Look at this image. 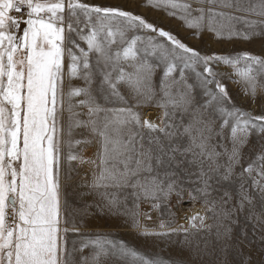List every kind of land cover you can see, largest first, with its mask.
I'll return each mask as SVG.
<instances>
[{
	"label": "snow or ice",
	"instance_id": "1",
	"mask_svg": "<svg viewBox=\"0 0 264 264\" xmlns=\"http://www.w3.org/2000/svg\"><path fill=\"white\" fill-rule=\"evenodd\" d=\"M148 3L196 29L194 37L205 27L216 38L224 37L225 25L214 27L217 17L244 19L217 9L264 17V0H249L248 6H241L240 0ZM244 22L249 32L229 28L227 38L264 36V27L257 30L264 20ZM140 31L155 36L145 43L135 34ZM152 57L158 63L150 62ZM161 66L157 92L152 78ZM226 68L255 97L257 77L264 75V54L202 53L172 31L120 7L85 0H0V264H76L74 253L90 245L92 255L81 256L79 264H109L129 255L138 264H163L106 236L88 238L79 248L73 241L69 248L68 232H79L65 211L72 161L98 169L93 188L132 190L133 207H125L124 214L142 235L188 231L183 225L171 227L174 219L168 224L161 220L159 231L140 222L141 215L151 219L139 210L142 200L155 201L152 207L157 210L163 205L173 216V193L178 203L185 193L193 201L203 198L220 218L224 234L230 233L224 222L236 223L232 216L252 202L245 174L264 199V151L244 167L249 137L255 133L264 141V108L253 114L235 105L224 83L233 79L222 70ZM187 73H194L193 83ZM121 83L129 88L127 98L117 87ZM196 89L207 97L198 106ZM152 104L160 112L154 119H143L139 109ZM185 115L190 116L187 124ZM76 129L84 130L82 139H74ZM143 129L150 133L147 141ZM185 136L188 143L181 149L175 141ZM213 138L218 142L212 143ZM79 145L94 146V159L85 161L74 152ZM237 167L241 183L232 204L233 193L224 183H233ZM212 192L221 194L209 199ZM121 203L113 193L104 207L118 212ZM197 220L200 227L206 226L205 217L197 213L189 218V228H196Z\"/></svg>",
	"mask_w": 264,
	"mask_h": 264
},
{
	"label": "rangeland",
	"instance_id": "2",
	"mask_svg": "<svg viewBox=\"0 0 264 264\" xmlns=\"http://www.w3.org/2000/svg\"><path fill=\"white\" fill-rule=\"evenodd\" d=\"M256 2L257 0H251V3ZM240 3L241 6H248L249 0H240ZM127 9H129V7ZM218 10L228 12L235 17H243L244 19L229 21L218 17L214 27H219L220 24L225 25L223 29L225 36L216 38L215 34L209 31V33L213 34L212 38L214 40L211 43H204V45L197 44L199 47L202 46V49L204 48L202 53L210 54L211 52H217L220 54H237L247 51L253 55L264 54V36L256 35L245 40L242 36H233L231 39H228L226 35L229 28L238 33L249 32L250 28L244 20L261 21L264 20V17L251 15L243 11L236 12L234 9ZM260 27H264V25L258 24L257 30H259ZM241 67L243 68L244 65L241 64ZM222 70L233 75L232 80H225L224 83L228 87L235 105L243 110L253 112V114H259L262 108H264V88L259 87L260 84H264V75L257 77L258 88L255 97H253L251 93L245 92L241 83L235 82L239 80V77L233 74L232 69L226 68ZM189 74L194 82V73ZM194 94L195 106L203 104L207 99V97L202 95L200 89H196ZM209 111H211V109H209ZM156 113V111H153L149 114L150 116H146V118L154 119L157 115ZM189 119L190 116L185 115L183 123L187 124ZM177 122L179 123V117ZM142 131L145 141H147L150 133L147 129H143ZM226 133L230 134V130H226ZM175 142L179 143L182 149L183 146L187 145L188 138L185 136ZM217 142L218 138H213L212 143ZM224 143L227 144L228 141L225 140ZM228 147L230 148L231 145L228 144ZM217 151H223V149L217 148ZM262 151H264V141H261L258 136L253 133L249 137L248 144L244 148V167H247L248 163L255 161ZM240 171L241 169L237 167V175L232 178L233 183H224V187L228 188V190L233 193L232 204H235L238 200L236 193L241 183L239 179ZM252 176H256L255 171ZM193 179H195V177H193ZM251 180L252 177L245 174V188L251 195L252 202L250 204L246 202L244 211L232 216V220L236 221V223L224 222L231 228V232L227 235L224 234V228L221 226L220 218H218L213 211L209 210L210 205H205L203 198H198L193 201L185 193L183 195L184 203H182V205L188 207L187 212H189L191 216L197 213L204 216L206 226L200 227L199 221L197 220V227L185 228L188 229L187 232L180 231L177 233H169L167 236L142 235L141 232H139L136 233L138 234L136 238L137 248L141 251L148 252V254H146L148 259L159 258L163 264H264V199L261 198L256 189L250 187ZM220 194L221 193L218 192H212L209 199L218 198ZM125 197L133 201L131 195ZM197 207L200 209L195 210ZM216 211H219V208H217ZM163 215L165 218L169 219L163 220L166 224L174 219V223L171 224V227H176L175 221L177 218L175 215L170 216L166 211L163 212ZM152 221L161 220L152 219ZM118 237L126 238V233L119 232Z\"/></svg>",
	"mask_w": 264,
	"mask_h": 264
},
{
	"label": "crops",
	"instance_id": "3",
	"mask_svg": "<svg viewBox=\"0 0 264 264\" xmlns=\"http://www.w3.org/2000/svg\"><path fill=\"white\" fill-rule=\"evenodd\" d=\"M85 2H92L98 4H104L108 6L120 7L124 10L132 11L134 14L141 15L148 22L155 23L157 26H162L165 30L172 31L179 39L187 43L189 46H194L198 50L202 51V46L199 47L197 44L204 45V43L213 42V34L209 33L205 27L200 31L199 35L194 37L193 32L197 31L196 29H190L183 25V22L177 19L176 16H169L167 11L164 8H155L152 7L148 0H85ZM180 2H185V0H180ZM140 4V5H139ZM129 7V9H127ZM126 8V9H125ZM218 10V9H217ZM169 11H172L169 9ZM177 15L179 12L177 11ZM197 15V13H193ZM218 20V17H217ZM140 35L143 38V41L146 43L148 37H154L155 34L148 31H140L135 33ZM133 33H129V36ZM159 42H164L162 38H157ZM150 62L158 63L154 57L150 58ZM131 71V69H127ZM163 75V66L156 69L155 74L153 75V84L159 89L160 79ZM178 78V74H174ZM189 83H193V79L189 73ZM74 84H80L81 81H73ZM118 89L122 95L126 98L130 96L129 88L126 84H119ZM195 92V91H194ZM195 95V94H194ZM111 106V105H110ZM142 113V118L150 116L149 114L153 111H156L158 114L160 109H158L154 104L145 105L142 109H139ZM82 129H76L74 131V139H82L81 132ZM74 152H79L83 155L85 161L89 159H94L95 147L89 145L85 147L84 145H79L73 148ZM67 167V165H66ZM71 180L67 183L65 189V200L67 202L66 212L71 221H74L79 228V232L69 231L67 234V239L69 241V248L72 247V242H76V247L79 248L82 241H85L88 238L95 239L99 237H107L113 241H123L128 247L133 248L140 255H143L147 258L146 254L148 252L141 251L137 248L136 238L141 230H138L133 226L132 220L129 216L124 214L125 207L131 209L133 207V201L125 196L131 195V189H116V188H93L91 187L93 182V173L98 171L94 165L90 163H80L79 161L71 162ZM81 168V169H80ZM87 168L89 170V176L86 178H81L80 174ZM115 193L117 199L122 203L119 206V211L116 210L109 211L104 207L107 204L108 199L112 198V194ZM106 194V195H105ZM146 201L140 202V212L147 213L145 207ZM140 222L142 225H146L150 230L159 229V223L161 221H152V219H147L143 215L140 217ZM71 227V225H69ZM157 227V228H155ZM126 233V238L118 237V233ZM94 251V246L90 245L87 248H84L83 252L74 253V260L76 264H79L80 257H90ZM109 264H138L136 258L132 256H127L124 259H117L115 261H109Z\"/></svg>",
	"mask_w": 264,
	"mask_h": 264
},
{
	"label": "built area",
	"instance_id": "4",
	"mask_svg": "<svg viewBox=\"0 0 264 264\" xmlns=\"http://www.w3.org/2000/svg\"><path fill=\"white\" fill-rule=\"evenodd\" d=\"M81 178H86L89 176V170L87 168H84V170L81 172ZM178 198L174 194L170 197L169 200V207L171 209V213L176 216L175 226L176 225H183L184 228L189 227V218L192 217L189 212L185 209L186 206H183L182 203H184V196L179 199V203L177 202ZM155 201L148 200L145 203L146 211L151 216V219L153 220H169L168 218H165L163 215L164 207L161 206V209H153L152 204Z\"/></svg>",
	"mask_w": 264,
	"mask_h": 264
},
{
	"label": "bare ground",
	"instance_id": "5",
	"mask_svg": "<svg viewBox=\"0 0 264 264\" xmlns=\"http://www.w3.org/2000/svg\"><path fill=\"white\" fill-rule=\"evenodd\" d=\"M186 210H188V207L186 206V208H185ZM200 208L199 207H197L195 210H199Z\"/></svg>",
	"mask_w": 264,
	"mask_h": 264
}]
</instances>
